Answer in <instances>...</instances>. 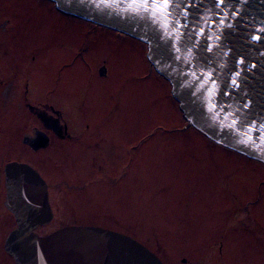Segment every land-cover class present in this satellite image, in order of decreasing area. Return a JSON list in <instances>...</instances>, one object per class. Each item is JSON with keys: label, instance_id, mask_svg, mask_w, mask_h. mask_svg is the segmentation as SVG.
Instances as JSON below:
<instances>
[{"label": "rangeland", "instance_id": "374dc122", "mask_svg": "<svg viewBox=\"0 0 264 264\" xmlns=\"http://www.w3.org/2000/svg\"><path fill=\"white\" fill-rule=\"evenodd\" d=\"M0 45V61L14 55L35 67L42 54L43 76L53 79L40 94L56 101L50 92L59 90L64 122L90 128L83 140L99 127L121 144L120 162L92 170L73 164L82 141L59 142L57 166L44 175L62 186L49 192L55 219L40 234L96 226L131 235L163 264H264V165L187 124L144 43L47 0H0ZM76 181L95 183L76 194ZM0 259L14 264L2 247Z\"/></svg>", "mask_w": 264, "mask_h": 264}, {"label": "water", "instance_id": "95a60500", "mask_svg": "<svg viewBox=\"0 0 264 264\" xmlns=\"http://www.w3.org/2000/svg\"><path fill=\"white\" fill-rule=\"evenodd\" d=\"M48 1L65 16L117 31L144 43L147 60L155 72L169 82L172 97L188 125L210 141L264 164V158L256 147L239 143L240 137L227 128L221 130L222 124L230 123L228 114L213 119L203 104L204 97L192 95L199 85L186 86L190 84V78L185 80L178 71L184 69L183 63L173 59L170 43L159 39V33L152 25L125 15L121 9L105 7L101 0ZM201 2L206 8L212 7L211 0ZM232 2L236 3V0ZM97 4L101 6L97 7ZM236 7L240 10V16L229 17L228 22L233 27L223 29L219 48L213 40L211 44L214 51L205 52L203 48L209 41L200 39V48L195 50L196 65H224L216 74L217 82L223 88L236 61L244 58L241 89L251 102L250 116L258 117L264 113V39L257 41L250 37L257 34L264 36V33H258L264 26V0H247V3L240 0ZM228 11L224 9L220 16L211 18L216 21L224 19ZM221 28L222 25L217 22L215 29ZM215 29L209 26L208 33L215 36ZM188 43L185 37L184 44ZM222 52L227 55H221ZM105 73V68H100L99 75L104 76ZM242 92L234 91L230 98L221 94L217 99L221 103L231 104L234 110L242 99ZM5 186V205L15 218L16 228L6 238L4 249L15 264H163L139 241L100 227L67 226L39 236L35 234V229L51 219L47 187L43 179L31 167L12 163L5 168Z\"/></svg>", "mask_w": 264, "mask_h": 264}, {"label": "flooded vegetation", "instance_id": "af4514ba", "mask_svg": "<svg viewBox=\"0 0 264 264\" xmlns=\"http://www.w3.org/2000/svg\"><path fill=\"white\" fill-rule=\"evenodd\" d=\"M34 59H36L35 67L31 63L29 65L19 60L14 55L7 60L0 61V247L3 252H5L6 238L16 228L15 218L5 205V168L8 165L12 163L27 165L45 182L51 219L46 224L38 226L34 231L35 234L44 236L47 233L40 234L39 232L47 228L55 219L49 192L57 189V186H62L55 175H44L48 170L46 168L57 166L60 155L59 142L82 141V148L73 155V164L80 162L91 164L92 170H95L93 166L101 167L107 160L112 163L120 162L123 157L120 142L116 138L115 140L110 138L111 140L108 141L99 127L93 128L94 130L83 140L82 137L90 129L87 125L81 127L80 124L77 127H70L64 122L56 102L59 100L58 89L52 90L49 96L56 101H44L40 94V88L42 82L43 85L49 84L51 80L47 78L51 77L48 74L43 76L42 65H40L42 64V54H39V58L37 55ZM80 103L82 106L79 113H83L80 118L82 121L86 117V112H83L86 104L85 102ZM89 139L94 141L88 142ZM94 183L95 181L89 182L88 185L79 184L76 181L71 186V190L76 194L78 192L85 193L88 186ZM67 226L75 225L59 226L57 229ZM6 255L9 256L7 253ZM9 257L12 259L11 256ZM0 264L7 263L0 259Z\"/></svg>", "mask_w": 264, "mask_h": 264}, {"label": "snow or ice", "instance_id": "6c2138e0", "mask_svg": "<svg viewBox=\"0 0 264 264\" xmlns=\"http://www.w3.org/2000/svg\"><path fill=\"white\" fill-rule=\"evenodd\" d=\"M240 0H236L239 3ZM247 3V0H243ZM103 6L108 8H118L122 12L134 19L146 21L159 33V39L169 42L173 59L182 62L183 70H178L185 80L190 78L188 87L199 85L192 95L200 94L204 97L203 104L207 108L213 119L224 114L229 115L230 123L221 125V130L227 128L230 132L240 137L239 143L248 147H256L264 158V113L258 117L250 116L251 102L247 100V93L242 92V73L245 71L244 58L236 61L235 67L229 72L224 81L223 88L217 82L216 74L224 65H212L209 67L197 66L196 51L200 48V39L206 38L209 43L205 44L203 51L212 53L214 48L211 41H216V47L221 45L223 29L233 27L229 23V17L238 18L240 10L232 0H211L212 7L206 8L201 0H101ZM101 6L97 4V7ZM224 9H228V16L219 21L213 20L212 16H220ZM195 10V15L193 14ZM219 22L221 29H215V24ZM215 29L216 35L208 33V27ZM191 32V35L188 33ZM258 33H264L262 26ZM185 37L189 43L184 44ZM254 40L264 39L259 34L250 37ZM221 55H227L222 52ZM207 64V61H205ZM171 67V65H170ZM211 86V87H210ZM234 91L242 92V99L233 110V106L221 103L217 97L223 94L231 97ZM207 95H204L206 94Z\"/></svg>", "mask_w": 264, "mask_h": 264}]
</instances>
